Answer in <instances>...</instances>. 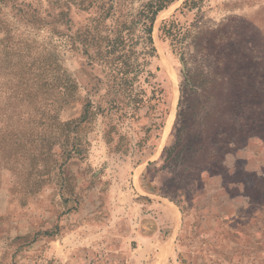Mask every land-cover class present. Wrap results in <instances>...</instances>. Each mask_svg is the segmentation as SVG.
Instances as JSON below:
<instances>
[{
    "label": "rangeland",
    "instance_id": "rangeland-1",
    "mask_svg": "<svg viewBox=\"0 0 264 264\" xmlns=\"http://www.w3.org/2000/svg\"><path fill=\"white\" fill-rule=\"evenodd\" d=\"M185 1L154 23L158 100L67 133L89 14L0 0V264H264V0Z\"/></svg>",
    "mask_w": 264,
    "mask_h": 264
},
{
    "label": "trees",
    "instance_id": "trees-1",
    "mask_svg": "<svg viewBox=\"0 0 264 264\" xmlns=\"http://www.w3.org/2000/svg\"><path fill=\"white\" fill-rule=\"evenodd\" d=\"M175 0H49L51 8L47 17L52 20L53 31L57 24L66 21V10L71 6L87 12L85 24L76 32L66 35L72 51L86 57L89 65L97 66L101 75L91 81L87 95L82 99L81 123L97 114L107 115L111 110L135 115L144 105L158 100L159 90L150 85L153 73L147 70L149 59L156 49L152 31L157 15ZM194 3L195 0H186ZM21 17L37 18L32 11L20 10ZM41 19V18H40ZM172 28L168 27L167 32ZM51 66V65H49ZM63 77V76H62ZM65 102L71 97V84L67 77L55 80ZM186 83L191 84L189 80ZM148 86L150 89L148 90ZM103 91V92H101ZM97 97H94L96 96ZM179 100V115L185 111ZM77 140V138H76ZM76 142V150H80Z\"/></svg>",
    "mask_w": 264,
    "mask_h": 264
}]
</instances>
